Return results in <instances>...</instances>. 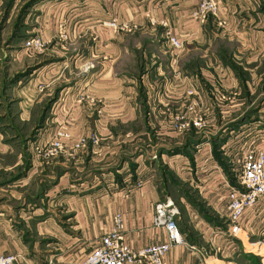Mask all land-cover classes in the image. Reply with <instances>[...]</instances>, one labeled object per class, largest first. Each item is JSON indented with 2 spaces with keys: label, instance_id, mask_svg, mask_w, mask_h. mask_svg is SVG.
Returning <instances> with one entry per match:
<instances>
[{
  "label": "crops",
  "instance_id": "obj_1",
  "mask_svg": "<svg viewBox=\"0 0 264 264\" xmlns=\"http://www.w3.org/2000/svg\"><path fill=\"white\" fill-rule=\"evenodd\" d=\"M28 1L0 0V20L8 24ZM199 1L42 0L30 8L25 21L33 28H28V34L46 38L45 50L32 55L23 42L10 51L0 49V161L13 160L10 165L0 164V170L11 172L22 165L29 170L1 192L20 201L34 180H43L30 202L23 200L14 209L0 205L1 255H27L37 239L51 240L54 252L41 255L43 264H81L112 227L115 214H121L125 241L133 250L166 242L164 228L153 224L160 196L152 180L142 171L123 174L124 161L120 168L113 167L126 153L123 144L132 143L136 150L141 144L151 150H172L200 139L193 158L195 167L209 165L205 174L198 175L197 169L192 173L187 156H170L177 163V176L181 172L184 182L195 184L203 203L226 217L221 205L226 176L217 171L221 168H216V162L205 161L210 133L205 137L191 129L173 138L172 118L192 99L186 96L191 89L202 97L199 112L204 119L217 114L228 118L235 112L238 104L232 102L242 89L229 63L241 65L237 61L244 54L243 71L248 72L264 62V0H215L222 27L211 17L203 24L190 17ZM112 18L136 29L115 33L101 26ZM161 22L182 42L180 50L171 47ZM233 42L235 51L223 47ZM79 61L89 66L90 76L81 84L63 87L64 70ZM27 69L30 72L24 73ZM17 75L23 76L15 79ZM50 99L54 102L44 112ZM133 126L139 130H129ZM59 128L73 136L94 134L100 143L73 156L42 162L33 147L52 140ZM257 146L264 150V141ZM140 152L137 158L146 154L141 148ZM71 164L93 170H83L87 174L80 170L78 177L68 167ZM254 216L250 220L247 214L242 226L245 223L250 230ZM178 227L184 238L186 229ZM197 251L186 242L172 247L166 261L208 264L206 259L193 260L199 257Z\"/></svg>",
  "mask_w": 264,
  "mask_h": 264
},
{
  "label": "rangeland",
  "instance_id": "obj_2",
  "mask_svg": "<svg viewBox=\"0 0 264 264\" xmlns=\"http://www.w3.org/2000/svg\"><path fill=\"white\" fill-rule=\"evenodd\" d=\"M27 3L21 6L17 16L13 20L9 21L8 24L5 21L0 20V28H4L3 31L0 32L1 53L3 50H12V46L21 45L19 43L23 42L24 45V42L27 39L34 37L28 34V28H33L30 24V21H25L26 15L32 7L31 6L30 8L24 10L23 7ZM134 42H137V39H135ZM223 47H225L226 50L229 49L230 51H235L237 44L234 42L230 44L223 43ZM238 51H241L240 45L238 46ZM31 54L38 55L40 53ZM239 57L240 60H238L237 63H240L241 65L234 63L232 64L242 74L243 78V83L240 85V89H242L240 96H235V99L232 102L238 104V107L228 118L220 117L221 115L215 114L216 117L214 119H211L210 117L206 119L209 122L207 129V132L210 133L209 138L215 137L217 135H220V137H225V141L223 142L225 144L222 145L221 148L217 146V149L220 150V153L224 152L225 155H222L223 153L221 154L225 158L224 163H230L229 166L230 172L232 174L233 185L236 184L238 179L237 161L240 159L239 148L242 147L245 142L249 143V139L251 137H254L252 138L251 142H253L255 145H258L261 143V141H264V62L258 69H246L248 72H244L243 67L247 66V64H245L243 61V59H245L244 54L239 55ZM84 63L85 61H79L75 66L72 65L71 67L64 70V79L62 84L63 87L73 83L81 84L85 82V78H87L86 76L90 74V70L88 71L89 66L86 64L84 65ZM35 68L37 67H34V69ZM29 70L31 69H27L24 73H27ZM61 87L57 86V88ZM54 91L55 88L51 93ZM209 96L211 101L214 102V99L211 97L210 93L207 95L208 99ZM53 99H50L47 105ZM45 107L43 109L44 112L47 110ZM233 118H235V120H232ZM232 127L236 129L231 130ZM217 129L219 130L217 131ZM170 135L173 136V138L176 137L174 133H171ZM148 144L153 145V143L151 144L150 142H148ZM122 148L126 151V153L123 154L124 156H121L119 164L113 167L120 168L122 166V161H124L126 162V165L124 166L125 172H123V174L129 173L134 175L136 172L142 171V173H145L148 179L152 180L160 196L159 203L169 204V208L176 211L174 219L176 220L178 226L181 224L183 228L186 229V231H182L185 243L187 242L189 245H193L195 248L200 250L197 251L199 257H194L193 260L197 262L198 259H206L208 264H247L246 259H244V255H250L259 257L262 264H264V200L260 201L256 207L248 211L243 218V220L248 219L247 214H250L251 217L249 219L251 220L252 215H255L253 218V223L251 222L252 224L250 225V230H248L246 224L243 223L242 230L237 237H228L225 234V231L227 230L226 217H220L217 212L212 210L213 208L210 209V207L206 206L199 196L195 184L193 183L191 186L189 183L184 182L185 177L181 175V172L179 175L180 177L177 176L175 170L177 163L173 158H171L172 155L170 156L168 152H166L169 151L170 148H167L166 151H162L161 155H159L161 148H153V150H151L150 148H146L144 144H141V147H138L137 150L134 149L132 143L123 144ZM140 148L142 150H146V154L137 158V156L141 154V152L138 153ZM195 150L196 149H190L187 151V157H189V155L192 157V160L190 159L191 157L188 158V164L192 173H195V169H197L198 175L199 173L205 174L204 172H207V170L209 171V165L206 167H195V161L193 158ZM153 156L156 157L152 158ZM229 159L231 160L229 161ZM0 162H3L0 164L6 166L7 164L10 165L13 160L11 161L10 158H4V160ZM216 166L218 167L217 164ZM26 167L27 166L23 167L22 165L12 169L11 172L0 170V205H3L4 209L19 208L21 207L20 205L23 204V200L26 203L30 202L31 199L29 198L33 197L35 192L38 194L40 185L42 184L41 181L43 179H39L41 181L34 180L27 190V193L23 194L22 199L20 198V201L13 200L8 192H1L2 189H4L3 187L10 183L11 177L14 176V174L16 175L21 169V171H24ZM68 167H70L73 174H77L78 177H81L80 175L82 174L79 172L80 170H93L91 167H87L86 165L82 167L81 165L75 166L71 164ZM84 171L83 173H86ZM220 172L223 176H225L221 169ZM94 174L98 173L94 172ZM225 203V200H221V205L223 206L224 210ZM196 205H198L200 209L202 208L205 210L206 215L212 220L211 223L202 218L198 210L195 208ZM196 217H198V219H195ZM52 244L53 241L51 240L37 239L36 244L34 245L35 248H32V251L28 250L27 255H25L27 262L26 264H43L44 257L41 255L50 254V252L46 251H52L53 253L54 250Z\"/></svg>",
  "mask_w": 264,
  "mask_h": 264
},
{
  "label": "built area",
  "instance_id": "obj_3",
  "mask_svg": "<svg viewBox=\"0 0 264 264\" xmlns=\"http://www.w3.org/2000/svg\"><path fill=\"white\" fill-rule=\"evenodd\" d=\"M182 1L184 0H165V2L175 4ZM219 11V6L215 0H200L190 17L200 24L205 23L211 17L216 20L219 27H222L223 22L217 18ZM101 26L115 33L130 32L136 29V26L131 23H118L116 18L102 22ZM161 26L166 29L165 36L171 47L174 50H180L183 44L170 33L167 23L161 22ZM47 44L46 38L36 35L27 39L23 48L28 53H41L45 50ZM39 87L42 91L41 85ZM186 96L192 99L188 101L182 111L173 115L172 132L179 135L190 129H195L201 131L206 137L208 134V121L199 112V109L203 106L201 104L202 100L199 99L202 97L197 95L193 89L188 90ZM99 143L100 139L94 134L73 136L67 130L59 128L52 140L35 145L33 153L42 162H48L62 155L73 156L78 152L87 150L90 146L98 147ZM206 145L205 161L212 162L211 148L208 143ZM239 155L236 184L231 185L227 178L224 179L227 186V192L223 196L227 213V230L225 234L228 237L238 236L242 230V221L245 214L264 200V150L258 148L253 142H245L239 148ZM216 168L218 167L216 166ZM169 207V204L164 203H157L154 206L153 224L156 227L164 228L167 235L166 242L151 245L138 251L133 250L125 241L121 226V214H115L112 227L99 238L93 249L82 259L81 264H168L166 256L170 249L186 245L174 219L176 211ZM23 263H27L24 254H0V264Z\"/></svg>",
  "mask_w": 264,
  "mask_h": 264
},
{
  "label": "trees",
  "instance_id": "obj_4",
  "mask_svg": "<svg viewBox=\"0 0 264 264\" xmlns=\"http://www.w3.org/2000/svg\"><path fill=\"white\" fill-rule=\"evenodd\" d=\"M36 1H40V0H30L23 8L24 10L25 9H28L30 8L31 6H33L35 3H37ZM17 27V25H16ZM229 65L231 66L232 70H234L235 74L238 76V80L241 82V84L243 83V78H242V74L236 69V67H234L232 65V63H229ZM242 72V71H241ZM26 75V74H25ZM23 75H17L15 77V79L21 77ZM243 86V85H242ZM54 102V100H52L49 105H47L45 107V109H49V106L50 104H52ZM236 128L232 127L231 130H235ZM129 130L133 131V132H137L139 129H136V126H133L131 127ZM191 130V129H190ZM192 130H195V129H192ZM230 130V131H231ZM125 131H127L125 129ZM195 136V135H194ZM193 137V136H192ZM151 140L154 142V137L151 135ZM225 141V137H220V135H217L215 137H211L210 140H208V142L210 143L211 145V152H212V157L214 159V161L216 162V164L222 169L224 175L226 176V178L228 179V181H230V184H232V174L230 172V166L229 164H225L224 163V157L222 155V153H220L219 149H217V146H219L221 148L222 145H224L225 143H223ZM200 143V139L198 141H194L192 143H188L187 145H184L183 147H176L172 150H169V151H166L164 149H160L161 151L159 152V155H161L162 151H166L168 152L169 155H185L187 156L186 154L187 151H189L190 149H194V146L197 144V143ZM222 154V155H221ZM189 157H191V155H189ZM188 157V158H189ZM192 160V157L190 158ZM49 162V161H48ZM29 170V167H26L24 171H19L16 175L12 176L11 177V180H10V183L8 184H11L12 182H15L16 180H18L19 178H22L24 176V174ZM15 177V179H14ZM235 185V184H234ZM191 199V197H190ZM196 210H198L199 214L202 216V218H204L207 222H212V220L210 219V217H208L206 215V212L204 209H200V207L198 205H196ZM208 214V213H207ZM244 259H246L247 261V264H262L261 260L259 257H254V256H250V255H244Z\"/></svg>",
  "mask_w": 264,
  "mask_h": 264
}]
</instances>
